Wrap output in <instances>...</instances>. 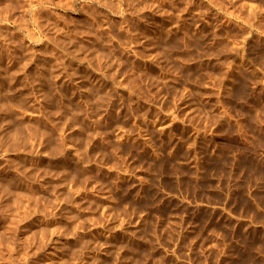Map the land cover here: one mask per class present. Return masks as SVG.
I'll return each mask as SVG.
<instances>
[{
    "label": "rangeland",
    "instance_id": "1",
    "mask_svg": "<svg viewBox=\"0 0 264 264\" xmlns=\"http://www.w3.org/2000/svg\"><path fill=\"white\" fill-rule=\"evenodd\" d=\"M0 264H264V0H0Z\"/></svg>",
    "mask_w": 264,
    "mask_h": 264
}]
</instances>
